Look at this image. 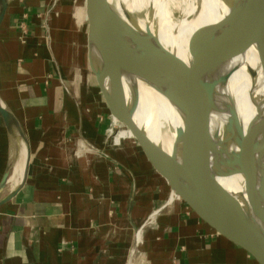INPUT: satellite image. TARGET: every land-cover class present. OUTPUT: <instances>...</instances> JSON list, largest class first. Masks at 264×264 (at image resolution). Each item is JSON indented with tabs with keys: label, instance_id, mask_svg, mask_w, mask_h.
I'll return each mask as SVG.
<instances>
[{
	"label": "crops",
	"instance_id": "0c3cea01",
	"mask_svg": "<svg viewBox=\"0 0 264 264\" xmlns=\"http://www.w3.org/2000/svg\"><path fill=\"white\" fill-rule=\"evenodd\" d=\"M69 14L68 0H8L0 25V95L30 149L23 188L0 208V264H257L172 195L118 130L96 75L97 85L79 70L85 49ZM152 16L170 39L164 6ZM163 120L174 122L166 105ZM12 149L0 115V185Z\"/></svg>",
	"mask_w": 264,
	"mask_h": 264
},
{
	"label": "water",
	"instance_id": "95a60500",
	"mask_svg": "<svg viewBox=\"0 0 264 264\" xmlns=\"http://www.w3.org/2000/svg\"><path fill=\"white\" fill-rule=\"evenodd\" d=\"M105 1L86 0V9L88 39L102 61L98 71L92 72L106 99L111 118L115 117L122 129L132 133V138L154 169L169 184L172 194L175 193L213 233L246 252L257 264H264V106L263 114L261 112L244 133L230 105L229 121L222 135L225 141H214L209 123L216 90L237 69L231 67L228 73L221 74L222 64L256 44L264 70L263 0H232L231 12L223 21L193 35L190 41L191 66L171 54L165 69L156 68L152 55L140 56L116 35L107 18ZM7 6L8 0H0V25ZM131 69L142 72L150 81L160 80L156 89L183 115L184 128L176 131L171 154L148 138L135 123L131 107L125 103L121 75ZM0 115L12 141L22 138L28 148L22 183L0 200L1 206L23 188L28 176L30 151L14 115L1 107ZM232 176L244 177L248 203L261 221L259 228L252 219L245 217L243 203H248L231 198L219 185L218 177ZM7 179L8 173L0 185V194ZM138 233L135 229V242Z\"/></svg>",
	"mask_w": 264,
	"mask_h": 264
},
{
	"label": "bare ground",
	"instance_id": "6f19581e",
	"mask_svg": "<svg viewBox=\"0 0 264 264\" xmlns=\"http://www.w3.org/2000/svg\"><path fill=\"white\" fill-rule=\"evenodd\" d=\"M231 1L179 0L180 4H177L174 0H106L105 8L108 21L114 27L116 35L140 56L152 55L156 68L165 69L168 66L171 54L188 67L191 66L190 41L193 35H198L199 32H204L223 21L231 12ZM83 5L84 8L79 9L77 13L80 16L78 19L80 23L87 13L86 0ZM158 5L164 6L168 18L171 37L167 40L159 37L152 22L154 21L152 15ZM182 8L186 18L183 16ZM176 10L179 11L178 16L175 15ZM89 46L92 67L95 71H98L102 61L90 41ZM262 63L259 50L256 44H253L242 54L221 65L222 68L219 71L221 74L228 73L231 67L236 66L237 69L216 90L214 107L210 110L209 122L210 132L215 142L225 141L222 135L225 134V128L229 121L228 107L230 105L233 106L244 133L254 123V119L261 112L263 114L264 70ZM129 71H132L133 74ZM125 72L121 75L125 103L131 107L135 123L154 144L161 147L166 153L171 154L176 141V131L184 128L183 115L168 97L156 89L160 80L150 81L137 69ZM109 81L111 82V79ZM165 105L168 107L174 121H170L168 125L163 120ZM0 107L8 110L2 101L1 95ZM17 139L13 141L12 158L6 172V174L8 173V182L0 194V200L6 197L4 193L9 182L12 187L15 186L10 193L21 185L26 170L28 148L24 139ZM17 170L19 171L17 172ZM217 179L219 185L231 198L239 199L241 203H248L243 176L218 177ZM172 195L178 197L175 193ZM243 206L245 217L252 219L253 223L259 228L258 225H261V221L252 212L249 203L247 205L243 203Z\"/></svg>",
	"mask_w": 264,
	"mask_h": 264
},
{
	"label": "rangeland",
	"instance_id": "374dc122",
	"mask_svg": "<svg viewBox=\"0 0 264 264\" xmlns=\"http://www.w3.org/2000/svg\"><path fill=\"white\" fill-rule=\"evenodd\" d=\"M84 1L85 0H68V4L71 6V14L70 17V22H69V26L72 27V30L74 31L73 36L75 37V44L80 48V51L83 50V48L85 49L82 54L79 53V61H80V68L79 70L82 71V74H84L85 76H87L88 79L91 78V81L97 85L95 77L93 72L89 69L88 67V54H87V50H86V34L88 32V17L87 18H82L81 23L78 20L80 16H78V10L79 9H83L84 8ZM176 16L179 15V11L176 10L175 13ZM60 16V15H59ZM87 16V13L86 15ZM83 21V22H82ZM74 26L75 29H74ZM78 39V42H77ZM85 43V45H84ZM82 47V49H81ZM89 51H90V46H89ZM118 130L121 131L122 127L118 125ZM106 136L107 139H112L113 138L109 135V133L106 132ZM140 148V147H139ZM141 149V148H140ZM8 190V189H7ZM6 192V190H5Z\"/></svg>",
	"mask_w": 264,
	"mask_h": 264
}]
</instances>
